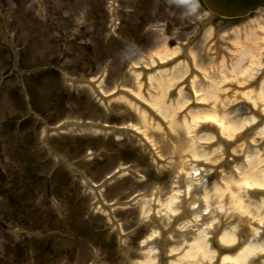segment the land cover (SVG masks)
Masks as SVG:
<instances>
[{"label":"rangeland","instance_id":"rangeland-1","mask_svg":"<svg viewBox=\"0 0 264 264\" xmlns=\"http://www.w3.org/2000/svg\"><path fill=\"white\" fill-rule=\"evenodd\" d=\"M17 1L16 5L15 0H0V24L4 26L0 38V77L2 73L7 76L0 80V264H86L93 258L111 264H138L144 260L147 247L152 246L144 243L145 240L155 231L158 236V227L170 231L169 237L163 240L168 246L184 239L181 233L209 228L211 235L206 242L217 258L229 255H220L211 243L213 234L219 230H232L241 243L255 236L264 239L262 226L258 228L256 219L232 211L235 198L232 194L238 192L220 194L213 189L207 196L202 191L194 193L193 196L201 197L202 205L209 206L210 210L199 221L195 219L197 226L183 211L198 201L190 200V193L189 200L176 212L180 219L173 223V217L165 214L161 206L177 189L180 177L183 176V185L187 184V177L193 171L188 153H175L174 133L170 135L164 124L148 112L152 124L157 123L159 129L147 131L148 143L131 135L128 131L131 126L140 131L144 129L140 127L134 109L121 100L124 96L114 97L119 89L134 91L137 87L142 96L150 95L145 81L159 70L152 56L166 47L176 49L177 54L170 60L179 59L174 66H181L174 79L176 86L171 91L181 88L188 93L189 90L191 98L187 105L174 112V120L188 119L189 111L198 109L217 110L219 115L235 112L236 117H255L256 112L264 114V8L236 21H218L199 0L198 4L195 0ZM7 25L10 29H6ZM244 52L248 53V58L243 61V68H247L248 74L222 75L221 65L228 70ZM8 69L10 72L6 71ZM144 69L148 70L145 74ZM185 70L188 72L182 76ZM211 73L214 78L222 76L226 81L217 85V94L209 93L211 101L194 103L191 81L196 79L204 87ZM137 74L139 77L136 78ZM79 76L91 78L103 95H110L109 100L101 101L90 86L78 80ZM174 98L166 96L165 103H172ZM30 104L36 115L29 114ZM136 107L142 109L139 105ZM10 117L18 119L19 125L14 129L5 124ZM26 117L27 124L22 120ZM44 118L53 123L87 120L124 128L122 134L129 137L127 142L136 150L134 153L128 151L130 158L121 155L115 158V162L121 160L125 164L135 156L133 170L144 180L123 178L132 184L123 197L132 193L137 196L125 203L128 206H117L112 214L115 220L110 225L106 223L108 230L115 227L111 238L114 248H110L107 255L105 252L110 244L102 242L104 247L99 248L101 240L91 232L88 236L93 238L89 239L85 233L92 225L84 223L79 215L78 191L69 185H61L60 173L52 179L53 189L49 193L46 179L55 160L45 161ZM250 126L244 127L229 141L233 144L227 149L211 130L196 128L195 135L211 134L214 137L212 142L200 144L202 150L220 147L221 153L224 149L227 151L203 167L205 174L211 176L210 184L205 185L204 190L211 183L222 189L223 176L235 180L233 166L242 162L247 153L256 151L264 158V138L252 140L244 136ZM63 135H68L65 136L68 146L57 144V148L69 160L100 143L96 139L89 147L81 146L74 143L80 138L69 136V133ZM8 137L11 139H6ZM117 146L122 150L121 142H117ZM235 147H238L237 151L232 150ZM21 151L31 161V169H27L26 162H20V156L24 157L20 155ZM237 157L240 160H236ZM226 164L229 167L226 168ZM71 165L79 167L78 163ZM262 199L247 195L241 198L243 204L246 201L260 203ZM81 200L83 208L80 212L85 214L89 212L86 204L90 198L86 196ZM259 218H264V204ZM187 221L188 227H183ZM49 239L52 245L46 248ZM89 244L95 247L93 254ZM153 246L158 252V246ZM185 248L186 245L182 246L168 259L182 257ZM62 250H67L66 256H61ZM155 258L159 264L158 255ZM261 262L264 263V255L259 259V264Z\"/></svg>","mask_w":264,"mask_h":264},{"label":"bare ground","instance_id":"bare-ground-1","mask_svg":"<svg viewBox=\"0 0 264 264\" xmlns=\"http://www.w3.org/2000/svg\"><path fill=\"white\" fill-rule=\"evenodd\" d=\"M176 54V49H168L165 47L157 50L152 57L154 61L164 63ZM247 54L248 53L244 52L243 55H240V58L233 62L228 70L225 69V65H221L220 72L222 75H247V68H243V61L248 58ZM180 67L181 66L177 65L170 69L155 71L153 74L149 75L147 77L146 87L150 95L146 97L141 95L138 87L134 91H127L133 101L143 105L142 109H138L136 107L137 104H133L132 100L120 97L124 103L134 109L135 117L138 119L140 127L144 129L140 131L139 128L131 126L134 131L140 133L147 141L145 136L147 131H157L159 129L157 123L154 125L152 124V119L147 115V112H149L151 117L158 120L162 125L164 124V127L168 130L170 135L174 133V139L176 138V145L174 147L175 153L179 155H181V153H188L190 161L193 164V171L187 177V184L184 186L182 183L183 176L180 177V180L177 182V189L173 194L168 196V200L162 204L161 208L165 211V214L172 217L176 216V212L183 207L184 202L189 200V194L191 193L192 196H190V200L196 199L198 201H195L192 205L190 204L186 209H183V211L190 215L191 222L193 225L196 223L195 225L197 226L198 223L195 219L199 221L203 215L210 213V210L209 206L205 204H203V207L201 197L195 198L193 196L194 193L202 191L204 192L203 194L207 196L213 189H215L216 193L220 194L223 192H238L236 195L232 194L235 196L231 206L232 211L244 213L256 219L258 228L262 226V231L264 232V218H259L264 199L260 200V203L246 201L245 204H243L241 200L242 197L251 193H264V158H260L256 151L247 153L241 163L233 166V171L236 174L235 180L223 176L221 178L222 189L218 187L215 188L213 183H211V185L204 190L205 185L210 184L209 179L211 177L207 175L208 173L205 174L203 167H206V163L211 164L213 161H216V159L221 157L222 153H226L227 151L224 149L221 153L220 147H214L209 151H204L200 144H208L213 141L214 137L211 134L195 135L198 126L204 127L206 124L211 125L218 130V142L222 143L223 146L225 144L227 146L228 143H230L229 141L235 138L244 127L254 124L259 118L257 119L253 116L236 117L234 115L235 112H230L228 115H219L217 110L198 109L190 110L188 119H183L181 121L174 120V112L182 109L191 99L188 93L184 92L181 88H177L172 103H165L166 96H168V94L172 95L173 91L171 90L176 86L174 79L177 77L176 72ZM187 72L188 71L185 70L182 76L186 75ZM139 74L135 77H139ZM213 76L214 74L211 73L208 77L210 80L204 87L200 86L196 79L191 81L190 88L194 96V103L211 101L212 98L209 96V93L212 92L213 94H217V85L226 81L222 76L220 79H216ZM239 111H241V109H239ZM261 138H264V123L258 126L251 137L252 140ZM232 150L237 151L238 147ZM239 194L241 196H239ZM187 225H189L188 221L185 222L183 227H188ZM155 235L156 231L145 240V243L152 246L147 247L144 260L138 264H157L155 256L158 253L153 246V244H157L156 240H154L156 237ZM209 235H211L209 228L205 229V227H202L192 233L191 240L188 241V243L182 241L180 243L181 246L176 245L168 249L166 248L167 246L163 245L162 253L167 252L169 255L176 253L182 246L186 245V248L183 250V256L175 258L167 264H211L214 260L216 261L213 264H251L256 257L259 258L264 255V239L259 240L255 236L241 243L232 230L224 229L216 236H212V239L216 240L222 247H232L236 245L235 247H237V250L229 255H222L217 258L216 252L212 251L206 242ZM261 264L264 263L261 262Z\"/></svg>","mask_w":264,"mask_h":264},{"label":"flooded vegetation","instance_id":"flooded-vegetation-1","mask_svg":"<svg viewBox=\"0 0 264 264\" xmlns=\"http://www.w3.org/2000/svg\"><path fill=\"white\" fill-rule=\"evenodd\" d=\"M77 139L76 141L74 140L75 144H81V146L88 145L92 143L93 141L99 140L100 143L99 145H93L92 147L84 150L78 157L76 156L71 162H74L75 164L78 163L79 167L76 166V173L82 177L81 175H84L86 177V180H82V184L84 187H88V189L92 190V193L94 195L92 202L95 200L99 199L97 197V192L95 191V187L97 184L103 182L105 179L109 178L112 174H114L118 169L120 168H128V176L125 177H133L134 175L137 174L133 170V165L135 164L132 160L135 159V156L132 157V159L128 160L125 164H123V161H117L115 162V158L118 156L122 157H129L131 154H128V151L130 153H134V148L131 147V144L128 141V137H120V138H115L114 136H109L108 134H103V135H98V134H79V135H71ZM88 137L89 138H83V137ZM65 137H60L59 139L55 138H49L47 140V157H53L54 153V148H57V144L60 146H68V141L65 140ZM97 139V140H96ZM62 140V141H59ZM125 141V142H124ZM117 142H121V148L117 146ZM72 143V142H71ZM69 142V144H71ZM87 147V146H86ZM127 153V154H126ZM116 156V157H115ZM67 159L66 157H64ZM69 160V159H68ZM85 161L84 164L81 162ZM62 165L64 168H66V162L63 160ZM87 175V176H86ZM138 175V174H137ZM124 177L118 178L115 176L111 180H109L103 187L101 192V198L103 206L105 209H107V206L114 202L115 200H128L131 198V196L135 194H131V196H128L124 198V195H127V191L132 184L131 182L127 180H123ZM136 179V178H135ZM129 180V179H128ZM139 180H144V177L142 176V179ZM131 181V180H130ZM78 184V183H77ZM131 184V185H130ZM80 186V184H79ZM121 190V191H120ZM87 193V192H86ZM120 215V214H119ZM114 218V217H113ZM121 219V215H120ZM112 246V243H111ZM109 246L108 251L106 252V255L110 253V248ZM106 258V257H105ZM100 264H111L110 262L107 261H101Z\"/></svg>","mask_w":264,"mask_h":264},{"label":"water","instance_id":"water-1","mask_svg":"<svg viewBox=\"0 0 264 264\" xmlns=\"http://www.w3.org/2000/svg\"><path fill=\"white\" fill-rule=\"evenodd\" d=\"M211 13L222 19H237L259 7H264V0H199ZM264 120V116L260 117ZM219 248V247H218ZM227 252L228 248H219Z\"/></svg>","mask_w":264,"mask_h":264},{"label":"trees","instance_id":"trees-1","mask_svg":"<svg viewBox=\"0 0 264 264\" xmlns=\"http://www.w3.org/2000/svg\"><path fill=\"white\" fill-rule=\"evenodd\" d=\"M26 145H28V144H26ZM25 149V148H24ZM20 155H22V156H24V157H21L20 156V162L21 163H27V169H31V161L29 160V159H27V156L25 155V152L24 151H21V153H20ZM34 170H35V167H34ZM32 178V177H31ZM34 178V177H33ZM18 196V195H17ZM12 205L11 206H13L14 207V205H13V203H11ZM14 212H16V210H14ZM10 213V212H9Z\"/></svg>","mask_w":264,"mask_h":264},{"label":"clouds","instance_id":"clouds-1","mask_svg":"<svg viewBox=\"0 0 264 264\" xmlns=\"http://www.w3.org/2000/svg\"><path fill=\"white\" fill-rule=\"evenodd\" d=\"M196 4H198V0H195Z\"/></svg>","mask_w":264,"mask_h":264}]
</instances>
